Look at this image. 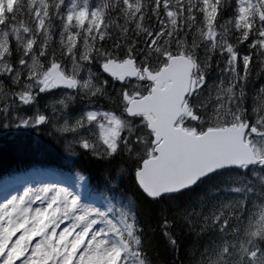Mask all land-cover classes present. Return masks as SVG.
Here are the masks:
<instances>
[{
    "label": "snow or ice",
    "instance_id": "snow-or-ice-1",
    "mask_svg": "<svg viewBox=\"0 0 264 264\" xmlns=\"http://www.w3.org/2000/svg\"><path fill=\"white\" fill-rule=\"evenodd\" d=\"M8 135L109 196L4 181L0 264H264V0H0Z\"/></svg>",
    "mask_w": 264,
    "mask_h": 264
},
{
    "label": "trees",
    "instance_id": "trees-1",
    "mask_svg": "<svg viewBox=\"0 0 264 264\" xmlns=\"http://www.w3.org/2000/svg\"><path fill=\"white\" fill-rule=\"evenodd\" d=\"M254 83H259L258 80H255ZM26 137L23 136H13L8 135L4 137H0V175L6 174H16L20 170H24L23 168H29L32 165H41V166H49L52 164L61 165L64 161L70 163L69 165L63 166L65 170L72 171L75 167H85L88 168L92 172L91 178L84 184L83 188H86V192L90 190L91 197L93 199H97L98 205L105 206L107 204L106 197L109 196L107 192L103 190V185L97 179L96 169L87 164H75L71 161H67L61 158L55 152H48L44 155L37 157H30L23 161L17 160L15 153L17 146L21 143L26 142ZM77 179V176H74ZM197 256H189L186 264H195L198 260Z\"/></svg>",
    "mask_w": 264,
    "mask_h": 264
},
{
    "label": "rangeland",
    "instance_id": "rangeland-1",
    "mask_svg": "<svg viewBox=\"0 0 264 264\" xmlns=\"http://www.w3.org/2000/svg\"><path fill=\"white\" fill-rule=\"evenodd\" d=\"M43 179H51L49 176H46V177H44ZM22 183L21 184H19V185H22V186H24L26 183L24 182V181H21ZM64 183H67V182H64ZM42 183H37V185L36 184H32L33 186H29V188H32V190L33 191H37L38 189H40L41 187H37V186H40ZM49 184H51V183H49V182H46V185H44V186H42V187H45V186H48ZM18 188V185L17 184H15L11 189H10V191H11V193L12 194H18V195H22L23 194V192L26 190V189H17ZM3 194H2V192L0 193V199H3V196H2Z\"/></svg>",
    "mask_w": 264,
    "mask_h": 264
}]
</instances>
